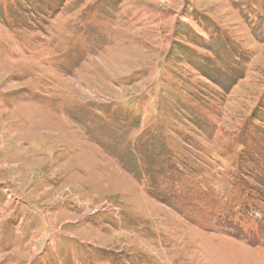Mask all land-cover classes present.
I'll use <instances>...</instances> for the list:
<instances>
[{"label":"rangeland","instance_id":"374dc122","mask_svg":"<svg viewBox=\"0 0 264 264\" xmlns=\"http://www.w3.org/2000/svg\"><path fill=\"white\" fill-rule=\"evenodd\" d=\"M0 264H264V0H0Z\"/></svg>","mask_w":264,"mask_h":264}]
</instances>
